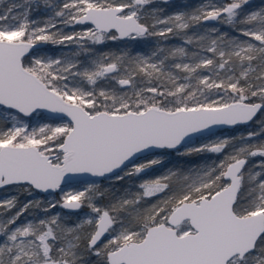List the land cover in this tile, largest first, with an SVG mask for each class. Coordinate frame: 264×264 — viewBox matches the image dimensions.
<instances>
[{
	"label": "snow or ice",
	"instance_id": "6c2138e0",
	"mask_svg": "<svg viewBox=\"0 0 264 264\" xmlns=\"http://www.w3.org/2000/svg\"><path fill=\"white\" fill-rule=\"evenodd\" d=\"M156 2L0 8V190L62 193L11 215L18 196L0 199V264H264V5L203 0L165 15ZM157 37L147 53L127 43ZM108 41L125 43L94 47ZM41 112L51 122H24ZM251 122L238 136L214 131ZM173 151L222 159L143 178ZM85 177L139 180L121 190Z\"/></svg>",
	"mask_w": 264,
	"mask_h": 264
},
{
	"label": "rangeland",
	"instance_id": "374dc122",
	"mask_svg": "<svg viewBox=\"0 0 264 264\" xmlns=\"http://www.w3.org/2000/svg\"><path fill=\"white\" fill-rule=\"evenodd\" d=\"M23 0H6V2L3 5H0V8H7L10 4L12 3H22ZM203 2V0H194V1H188V0H181V2L174 4L172 7H170L169 11L165 12L164 14H170L173 12H177L180 10H191L193 8H195L197 5L201 4ZM213 2H219L217 0H213ZM157 4L151 5L150 7H157ZM46 14L43 12V10H41L40 12H33V18H37V17H44ZM206 25L208 27H213L214 25H212L211 23H206ZM82 27L85 26H81V25H76L75 26V30L79 31ZM215 27V26H214ZM68 31H71V29H69ZM196 31V29H192L190 30L191 32ZM159 38V37H157ZM174 40L172 42H170L169 40V45L172 46V44L176 45H181V41H179L177 38H173ZM176 39V41H175ZM172 43V44H171ZM178 43V44H176ZM146 45V47H142L143 49H141L143 52L147 53L151 50V46L152 44H144ZM151 45V46H150ZM90 47H93L90 45ZM98 51L100 52H119L120 49L117 47L115 42L112 41H108L104 44L101 45H97L94 46ZM42 51H45L53 56H57L60 55L62 53V51H67V49H63L62 47H54L50 44L47 45H43L41 47ZM81 59H83V57H81ZM260 116L258 114L257 119H259ZM25 123H28L30 126H38L41 123H45V122H51V118H47L46 116H44L41 113L39 114H33L32 117H25L23 118ZM0 126H4V122L0 121ZM8 126H10V119L8 122ZM258 128V125L254 122H251L250 125H238L236 126L234 129H221L219 131H217L216 133L220 134V135H241V134H245L247 131H252V130H256ZM220 159H222V156H216L214 154H210V153H205L202 155H192V156H177L175 154V152L173 151L170 155H165L163 157L164 160V166L158 167V170H150L147 174H142L143 178L147 179V178H153L156 175H159L162 171H164L166 168H177V169H187L188 167L192 166V165H203L205 162L207 163H212L213 161L218 162ZM253 160H259V157L256 158H252ZM250 166V165H249ZM122 175V173H121ZM94 180H98L101 182V187L103 189H121L123 190L126 187L131 186L132 184L138 182L139 178L137 177H125L124 180L121 181H116L114 179H94ZM92 181V180H90ZM77 188H83L85 187L84 184H77L76 185ZM62 188H64L65 190H69L67 185H62ZM74 190V189H73ZM61 192L57 191L54 193H50L47 195H43L40 193H38L37 191H33L32 196H28L26 193H23L21 191H18L16 189H11V190H0V199H3L4 197L7 196H18L19 198V202L17 204V207L12 209L11 213H7L6 215H11L13 214L15 211L18 210V208L20 206H22L24 203H26L28 200H35V199H39L42 202L46 203L49 200H59L60 196H61ZM153 200H155V198H153ZM106 201H100L99 203H105ZM53 212H60V213H64L65 210L60 209V208H56L52 210ZM29 212H32L33 214H35V210L30 209ZM29 212H26L19 221H17V223H22L23 221H25L26 219H31L32 216L29 215ZM89 209L84 208L81 210V212L78 214L80 216H83L84 214L88 213ZM40 216H43L44 213L40 212L39 213ZM65 219L68 220L69 223H73L76 221L77 219V214H73L71 216V218L69 217H65ZM93 261L95 260V257L91 258Z\"/></svg>",
	"mask_w": 264,
	"mask_h": 264
},
{
	"label": "trees",
	"instance_id": "16d2710c",
	"mask_svg": "<svg viewBox=\"0 0 264 264\" xmlns=\"http://www.w3.org/2000/svg\"><path fill=\"white\" fill-rule=\"evenodd\" d=\"M188 1H194V0H188ZM217 1H219V0H217ZM179 2H181V0H172L168 4H164L162 2V0H157L156 4L159 7L164 8L165 9V12H167V11H169L170 7H172L174 4H177ZM261 5H264V0H251V6L253 8H257V7L261 6ZM211 24L214 25L216 28H218L222 32H228L230 35H235V33L232 32L231 28L227 27L226 25L218 24L216 21H214ZM162 39L163 38H153V40H150V41H129L127 43L130 44V45H132L133 48H135L137 50H141V49H143L142 47H146V45H144V44H150V43L153 44L154 41H156V40H162ZM169 40H170V42H172L174 39L173 38H170ZM169 40L166 41V45L167 46H171V45H169ZM178 40L181 41L180 39H178ZM175 41H176V39H175ZM115 43H116L117 47L121 50V46L125 42L124 41H116ZM253 43H256V42L253 41ZM176 44H178V43H176ZM174 45L175 44H172V46H174ZM181 45H182V41H181Z\"/></svg>",
	"mask_w": 264,
	"mask_h": 264
},
{
	"label": "water",
	"instance_id": "95a60500",
	"mask_svg": "<svg viewBox=\"0 0 264 264\" xmlns=\"http://www.w3.org/2000/svg\"><path fill=\"white\" fill-rule=\"evenodd\" d=\"M170 1H172V0H170ZM213 22H214V21H207L206 23H213ZM42 46H43V45H40L39 47L41 48ZM42 114H43L44 116H46L47 118H51V114H48V113H45V112H42ZM237 126H238V125H237ZM221 129H225V128H222V127H220V128H216V129H214V131L217 132V131H219V130H221ZM84 179L90 181V180H94V179H103V178L85 177ZM37 192H38V191H37ZM38 193L43 194V195H47V194H50V193H53V192H49V193L38 192Z\"/></svg>",
	"mask_w": 264,
	"mask_h": 264
}]
</instances>
